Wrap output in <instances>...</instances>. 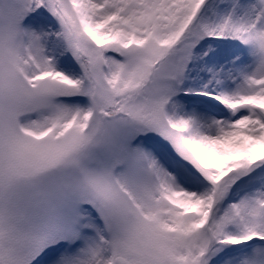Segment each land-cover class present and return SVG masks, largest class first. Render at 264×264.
Returning <instances> with one entry per match:
<instances>
[{"label":"snow or ice","instance_id":"obj_1","mask_svg":"<svg viewBox=\"0 0 264 264\" xmlns=\"http://www.w3.org/2000/svg\"><path fill=\"white\" fill-rule=\"evenodd\" d=\"M0 264H264V0H0Z\"/></svg>","mask_w":264,"mask_h":264}]
</instances>
